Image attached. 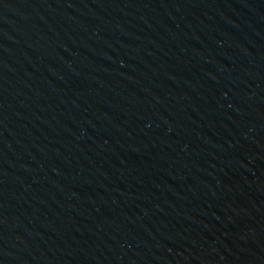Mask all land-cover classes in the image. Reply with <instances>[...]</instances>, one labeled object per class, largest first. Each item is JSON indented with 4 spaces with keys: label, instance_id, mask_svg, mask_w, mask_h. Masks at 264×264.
<instances>
[{
    "label": "water",
    "instance_id": "1",
    "mask_svg": "<svg viewBox=\"0 0 264 264\" xmlns=\"http://www.w3.org/2000/svg\"><path fill=\"white\" fill-rule=\"evenodd\" d=\"M0 264H264V0H0Z\"/></svg>",
    "mask_w": 264,
    "mask_h": 264
}]
</instances>
